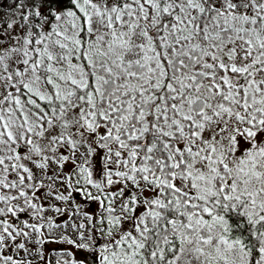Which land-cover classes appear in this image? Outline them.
Wrapping results in <instances>:
<instances>
[{
  "label": "snow or ice",
  "instance_id": "6c2138e0",
  "mask_svg": "<svg viewBox=\"0 0 264 264\" xmlns=\"http://www.w3.org/2000/svg\"><path fill=\"white\" fill-rule=\"evenodd\" d=\"M12 4L0 264H264V0Z\"/></svg>",
  "mask_w": 264,
  "mask_h": 264
},
{
  "label": "rangeland",
  "instance_id": "374dc122",
  "mask_svg": "<svg viewBox=\"0 0 264 264\" xmlns=\"http://www.w3.org/2000/svg\"><path fill=\"white\" fill-rule=\"evenodd\" d=\"M11 5L6 0H0V16L7 17L8 15H11ZM53 247H64L71 250V246L68 245H58Z\"/></svg>",
  "mask_w": 264,
  "mask_h": 264
},
{
  "label": "trees",
  "instance_id": "16d2710c",
  "mask_svg": "<svg viewBox=\"0 0 264 264\" xmlns=\"http://www.w3.org/2000/svg\"><path fill=\"white\" fill-rule=\"evenodd\" d=\"M10 5H11V7L13 8V4H12V0H6Z\"/></svg>",
  "mask_w": 264,
  "mask_h": 264
}]
</instances>
